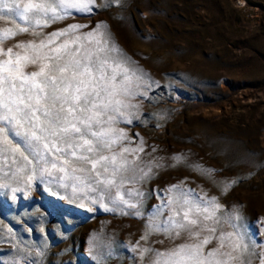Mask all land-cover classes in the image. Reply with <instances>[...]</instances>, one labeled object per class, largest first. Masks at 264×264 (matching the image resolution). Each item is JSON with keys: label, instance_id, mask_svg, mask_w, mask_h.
Wrapping results in <instances>:
<instances>
[{"label": "rangeland", "instance_id": "obj_1", "mask_svg": "<svg viewBox=\"0 0 264 264\" xmlns=\"http://www.w3.org/2000/svg\"><path fill=\"white\" fill-rule=\"evenodd\" d=\"M89 9L68 10L46 26H37L31 13L29 20L0 13V47H12L23 58L65 41L69 48L95 51L99 38L118 49L111 55L126 60L134 95L116 97L124 106L110 112L114 121L105 124L115 140L106 154L127 163L111 189L91 190L71 180L63 187L19 153L5 152L0 264H152L155 252L198 240L150 226L173 215L181 206L176 200L213 197L220 205L212 208L215 218L197 217L215 229L200 231L199 239L211 240L204 251L220 248L224 235L220 251L237 257L230 264H261L264 0H92ZM71 26L79 27L65 32ZM5 29L17 34L3 39ZM52 33L64 34L49 42ZM89 33L96 36L85 38ZM41 41L43 47H15ZM38 70L32 63L23 68ZM53 171L57 178L64 175ZM157 208L163 214L154 215ZM236 235L244 239L233 251Z\"/></svg>", "mask_w": 264, "mask_h": 264}, {"label": "snow or ice", "instance_id": "obj_2", "mask_svg": "<svg viewBox=\"0 0 264 264\" xmlns=\"http://www.w3.org/2000/svg\"><path fill=\"white\" fill-rule=\"evenodd\" d=\"M91 3L92 0L79 3L76 0H28L27 3L23 0H0V13L7 12L9 19L14 15L21 20H29L28 14L31 13L37 26H46L68 10L89 11ZM78 27L71 26L65 32ZM27 30L19 29L20 32ZM16 34L5 29L3 39ZM62 34L52 33L49 42ZM93 36L96 33H89L85 38ZM2 43L0 40V45ZM96 44V50L92 51L82 45L69 48L65 41L58 47H50L46 53L37 52L23 58L19 52L14 53L12 47H0V57H7L0 58V156L8 151L13 155L19 153L26 164L36 166L41 175L58 179L63 187L68 186V180L83 183L91 190H99L98 185L108 189L115 185L127 162L121 164L115 154H106L113 151L115 140L108 135L110 130L105 129V124L114 121L110 112H119L124 106V100L116 97L134 93L126 60L111 55V51L119 50L110 49L103 39L97 38ZM44 45L45 42L41 41L40 46L16 44L15 47L27 49ZM28 63L37 64L39 70L24 72L23 68ZM120 136L123 137V133ZM123 151L129 150L125 148ZM53 170L64 175L57 178ZM73 190H76L75 186ZM174 202L180 203V208H173V215L160 225H151V230H161L170 237L185 231L198 242L157 251L152 264H230L232 259H237L231 252L220 251L225 245L224 235L218 238L220 248L208 252L204 251V245L211 242L210 238L199 239L200 231H215L207 224L201 225L197 218L201 214L205 221L215 218L212 208L218 209L220 205L214 197L195 201L185 198L182 203L179 200ZM121 203L136 207L127 201L121 200ZM181 212L183 219H175ZM161 214L162 209L157 208L154 215ZM232 235L230 233L228 237ZM143 239H147V233ZM243 239V236L236 235L233 251L240 249ZM221 256L229 259H221Z\"/></svg>", "mask_w": 264, "mask_h": 264}]
</instances>
